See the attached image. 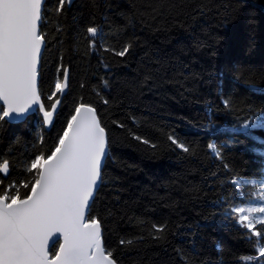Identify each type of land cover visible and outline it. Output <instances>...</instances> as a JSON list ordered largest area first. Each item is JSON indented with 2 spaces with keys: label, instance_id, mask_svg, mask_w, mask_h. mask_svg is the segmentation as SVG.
Instances as JSON below:
<instances>
[{
  "label": "trees",
  "instance_id": "16d2710c",
  "mask_svg": "<svg viewBox=\"0 0 264 264\" xmlns=\"http://www.w3.org/2000/svg\"><path fill=\"white\" fill-rule=\"evenodd\" d=\"M44 16L43 78L50 85L66 67L68 93L50 131L39 114L0 121V162L10 163L0 178L30 181L34 156L47 154L77 103H91L110 142L91 214L118 264H257L245 257L258 256L264 236L230 210L257 196L251 182L231 181H264V131L240 127L264 119L255 91L264 89V0H74L60 10L46 0Z\"/></svg>",
  "mask_w": 264,
  "mask_h": 264
},
{
  "label": "snow or ice",
  "instance_id": "6c2138e0",
  "mask_svg": "<svg viewBox=\"0 0 264 264\" xmlns=\"http://www.w3.org/2000/svg\"><path fill=\"white\" fill-rule=\"evenodd\" d=\"M66 2L70 0H56L58 10ZM44 4L45 0H0V121L12 122L38 111L43 124L50 126L69 87L66 67L56 69L50 85L43 78ZM86 32L90 47L95 49L98 27L89 26ZM130 48L131 44H127L115 55L124 57ZM46 86L51 90L45 91ZM255 91L261 93L264 89ZM222 102L229 104L227 99ZM259 116L257 113L240 127L264 131V119L258 120ZM135 139L150 144L140 136ZM168 139L182 152L190 151L174 135ZM109 147V134L98 109L91 103L79 102L63 122L47 154L41 152L31 160L27 169L32 176L30 181L5 183L10 163L7 159L0 162V174L5 177L0 178V264H118L113 251L104 246L101 220L91 214ZM207 148L216 157L221 156L214 142ZM249 182L256 183L231 181L234 186ZM259 200L258 207L234 206L230 210L252 237L264 236V229L257 228L264 226V193ZM57 244L58 249L53 250ZM257 251L258 256L245 259L264 264V246Z\"/></svg>",
  "mask_w": 264,
  "mask_h": 264
},
{
  "label": "water",
  "instance_id": "95a60500",
  "mask_svg": "<svg viewBox=\"0 0 264 264\" xmlns=\"http://www.w3.org/2000/svg\"><path fill=\"white\" fill-rule=\"evenodd\" d=\"M72 1H74V0H72ZM45 2H46V0H45ZM44 50H45V49H44ZM44 50H43V52H44ZM43 52H42V55H43ZM68 72H69V71H68ZM69 79H70V76H69ZM68 89H69V87H68ZM68 89L66 90L65 94L61 97V99H63V98L66 96V94L68 93ZM58 111H59V110H58ZM36 113H39V112H38V111L30 112L29 114H26V116L21 117V118H17V119H15V120L12 121V122H9L7 119H6V121H7L8 123H11V124H21V123H24V122H25L30 116H32V115H34V114H36ZM39 115H40V117H41V119H42V113H39ZM55 119H56V117L54 118V122H53L52 125H50V126H48V125H44V128H45L46 131H50V130L52 129V127H53V125H54V123H55ZM107 157H108V154H107L105 160L103 161L102 171H103V168H104V166H105V163H106ZM100 187H101V184H100L99 188L97 189V191H96V193H95V195H94V198H95V196H96L98 190L100 189ZM93 200H94V199H93ZM92 203H93V202H92ZM102 232H103V231H102ZM58 238H59V236L57 235V239H58ZM102 238H103V237H102ZM53 243H54V242H53ZM103 243H104V242H103Z\"/></svg>",
  "mask_w": 264,
  "mask_h": 264
},
{
  "label": "rangeland",
  "instance_id": "374dc122",
  "mask_svg": "<svg viewBox=\"0 0 264 264\" xmlns=\"http://www.w3.org/2000/svg\"><path fill=\"white\" fill-rule=\"evenodd\" d=\"M71 2H72V0H70V2H67V3H71ZM45 4H46V2H45ZM45 4H44V8H45ZM36 114H39V113H36ZM262 182H264V181L250 184V187H255L257 189V196H256V198L254 200L249 201L245 205H240L239 207L247 208V207H258L259 206V203H260L259 198H260L261 194L264 193V183H262ZM231 214L233 216H235V214H233V213H231ZM56 249H58V244L56 245V248L53 249V250H56Z\"/></svg>",
  "mask_w": 264,
  "mask_h": 264
},
{
  "label": "bare ground",
  "instance_id": "6f19581e",
  "mask_svg": "<svg viewBox=\"0 0 264 264\" xmlns=\"http://www.w3.org/2000/svg\"><path fill=\"white\" fill-rule=\"evenodd\" d=\"M96 197V196H95ZM95 199V198H94ZM94 201V200H93ZM103 242H104V240H103Z\"/></svg>",
  "mask_w": 264,
  "mask_h": 264
}]
</instances>
